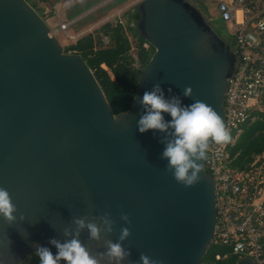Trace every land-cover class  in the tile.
<instances>
[{
  "label": "water",
  "instance_id": "obj_1",
  "mask_svg": "<svg viewBox=\"0 0 264 264\" xmlns=\"http://www.w3.org/2000/svg\"><path fill=\"white\" fill-rule=\"evenodd\" d=\"M135 9L136 30L155 51L131 107L116 114L84 56L65 52L28 0H0V186L17 208L15 221L0 217V239L10 241L0 246L6 264L35 252L33 242L70 238L64 229L74 231L76 217L100 229L98 240L87 226L79 230L94 255L128 227L122 244L132 260L145 253L164 264H207L219 221L214 180L204 159L193 185L173 177L161 158L165 134L138 130L139 95L154 83L166 95L190 85L182 101H205L225 125L229 79L243 59L203 0H141ZM234 264L260 263L243 257Z\"/></svg>",
  "mask_w": 264,
  "mask_h": 264
},
{
  "label": "built area",
  "instance_id": "obj_2",
  "mask_svg": "<svg viewBox=\"0 0 264 264\" xmlns=\"http://www.w3.org/2000/svg\"><path fill=\"white\" fill-rule=\"evenodd\" d=\"M217 1L220 18L231 32L225 38L243 61L225 95L230 138L210 141L204 158L214 180L219 216L211 244L227 250L216 253V260L252 257L264 264V152L244 168L235 166L231 155L244 124L264 104V0ZM73 21H61V28H69Z\"/></svg>",
  "mask_w": 264,
  "mask_h": 264
},
{
  "label": "clouds",
  "instance_id": "obj_3",
  "mask_svg": "<svg viewBox=\"0 0 264 264\" xmlns=\"http://www.w3.org/2000/svg\"><path fill=\"white\" fill-rule=\"evenodd\" d=\"M171 92V88L168 89ZM191 95V86H185L182 94L166 95L160 83H154L150 89H145L139 95V103L143 109L137 120L140 132L149 129L153 133L162 132L164 144L161 158L167 160L166 169L173 177L185 186H191L198 181L201 171V161L205 158L210 141L227 142L230 138L224 123L213 107L202 100H194L189 104L182 101V96ZM136 98V97H135ZM165 114L170 116L166 119ZM16 205L12 202L9 191L0 186V217L7 222L17 219ZM121 218L128 221V215L121 213ZM19 219H24L21 213ZM77 228L73 231L64 229V235L70 237L64 240L50 237L48 245L34 243L39 264H164L161 259H154L145 253L139 260L130 259L131 249L126 248L124 241L130 234L128 227H122L119 239L106 241V248L94 255L89 247L79 238V230L87 226L89 236L100 239V229L94 222H85L83 217L74 220ZM111 231V221L106 219ZM7 236L0 239V246H9ZM106 257V261L103 259ZM0 264H6V259L0 256Z\"/></svg>",
  "mask_w": 264,
  "mask_h": 264
},
{
  "label": "rangeland",
  "instance_id": "obj_4",
  "mask_svg": "<svg viewBox=\"0 0 264 264\" xmlns=\"http://www.w3.org/2000/svg\"><path fill=\"white\" fill-rule=\"evenodd\" d=\"M30 1L34 3L35 8L46 19L50 25L51 34L59 38L65 52H76L72 45L76 44L78 39L89 34L93 35L97 46L102 47L115 45L116 39L120 37L122 42L127 40L130 44L129 49L124 54L125 61L133 70L138 72V76L142 73L147 63L143 64L141 61V41L136 34L135 22L130 20V16L136 12V4L141 0H85V2L80 0ZM76 1H80V4L82 2L87 4L78 7V5H75ZM205 3L212 24L216 26L224 37L229 39L231 32H229V28L227 27L228 24L220 18L217 3L215 0H205ZM97 5L99 6L96 7ZM72 19L74 21L69 28H61V21ZM145 43L143 45L149 49L150 59L155 49L154 47H150V43L147 46ZM104 67L106 68V65ZM259 111H264V104L257 110L252 120L259 117Z\"/></svg>",
  "mask_w": 264,
  "mask_h": 264
},
{
  "label": "trees",
  "instance_id": "obj_5",
  "mask_svg": "<svg viewBox=\"0 0 264 264\" xmlns=\"http://www.w3.org/2000/svg\"><path fill=\"white\" fill-rule=\"evenodd\" d=\"M28 1L35 7L32 1ZM137 17L136 11L135 14L130 16V20L135 22ZM136 34L139 36L137 31ZM139 39L141 41L140 58L142 63L145 64L148 63L150 51L143 45L147 41L140 36ZM72 47L76 52L84 56L94 71L114 112L119 114L127 111L133 103L137 82L140 77L138 72L133 70L124 58L125 52L130 47L129 42L127 40L122 42L121 38L118 37L115 45L102 47L97 46L93 35L89 34L78 39L77 43L72 45ZM150 47L153 46L150 44ZM104 65H106V68ZM258 113L259 117L257 119L244 124L243 132L231 149L233 164L240 168L246 167L257 155L264 152V111H259ZM226 251V248L212 244L204 257V261L207 264H234L236 261L235 257L223 260L215 259L216 253H225Z\"/></svg>",
  "mask_w": 264,
  "mask_h": 264
},
{
  "label": "flooded vegetation",
  "instance_id": "obj_6",
  "mask_svg": "<svg viewBox=\"0 0 264 264\" xmlns=\"http://www.w3.org/2000/svg\"><path fill=\"white\" fill-rule=\"evenodd\" d=\"M19 264H39V257L35 252H31Z\"/></svg>",
  "mask_w": 264,
  "mask_h": 264
},
{
  "label": "crops",
  "instance_id": "obj_7",
  "mask_svg": "<svg viewBox=\"0 0 264 264\" xmlns=\"http://www.w3.org/2000/svg\"><path fill=\"white\" fill-rule=\"evenodd\" d=\"M80 1H84L85 2V0H80ZM80 1H76L75 2V5H78V7H82L83 5H85V4H87V3H84V2H82L81 4H80ZM204 1V3H205V0H203ZM215 2L217 3V5H218V1L217 0H215ZM206 4V3H205ZM84 10H86V9H84ZM99 11V10H98ZM97 13V12H96Z\"/></svg>",
  "mask_w": 264,
  "mask_h": 264
}]
</instances>
